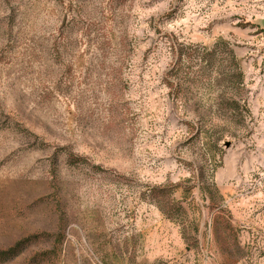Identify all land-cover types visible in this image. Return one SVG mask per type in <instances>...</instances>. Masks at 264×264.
<instances>
[{
  "label": "rangeland",
  "instance_id": "374dc122",
  "mask_svg": "<svg viewBox=\"0 0 264 264\" xmlns=\"http://www.w3.org/2000/svg\"><path fill=\"white\" fill-rule=\"evenodd\" d=\"M17 244L0 264H264V0H0Z\"/></svg>",
  "mask_w": 264,
  "mask_h": 264
},
{
  "label": "trees",
  "instance_id": "16d2710c",
  "mask_svg": "<svg viewBox=\"0 0 264 264\" xmlns=\"http://www.w3.org/2000/svg\"><path fill=\"white\" fill-rule=\"evenodd\" d=\"M80 157L77 156V155H74V154H71L69 155V160L72 162V163H77L80 161ZM168 217L172 218V216L170 214H168ZM20 247V244H17L15 247L9 249L8 251H3V252H0V257H3V258H8V259H11L12 257H14L15 255L18 254V249Z\"/></svg>",
  "mask_w": 264,
  "mask_h": 264
}]
</instances>
